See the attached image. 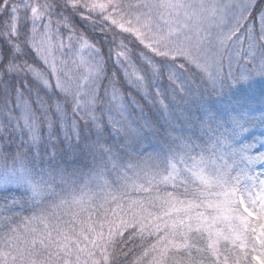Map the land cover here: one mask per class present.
Wrapping results in <instances>:
<instances>
[{
    "label": "snow or ice",
    "instance_id": "obj_1",
    "mask_svg": "<svg viewBox=\"0 0 264 264\" xmlns=\"http://www.w3.org/2000/svg\"><path fill=\"white\" fill-rule=\"evenodd\" d=\"M0 264H264V0H0Z\"/></svg>",
    "mask_w": 264,
    "mask_h": 264
}]
</instances>
